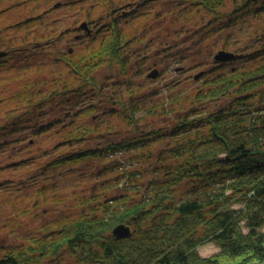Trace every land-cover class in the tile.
<instances>
[{"label": "trees", "instance_id": "trees-1", "mask_svg": "<svg viewBox=\"0 0 264 264\" xmlns=\"http://www.w3.org/2000/svg\"><path fill=\"white\" fill-rule=\"evenodd\" d=\"M39 9L11 23L0 8V108L9 107L0 174L37 169L44 203L67 202L63 177L80 174L92 187L78 183L75 212L1 247L0 264H63L66 255L78 264L264 260V0H70ZM249 26L251 44L237 43ZM164 28L190 38L194 53L219 50L208 69L175 66L198 70L194 91L180 78L146 88L164 74L150 60ZM167 46L158 64L175 58ZM220 52L232 57L217 60ZM14 149L29 156L13 160ZM96 161L104 171H81ZM9 183L0 180V191ZM122 225L132 234L119 239ZM210 243L220 251L202 256Z\"/></svg>", "mask_w": 264, "mask_h": 264}, {"label": "rangeland", "instance_id": "rangeland-1", "mask_svg": "<svg viewBox=\"0 0 264 264\" xmlns=\"http://www.w3.org/2000/svg\"><path fill=\"white\" fill-rule=\"evenodd\" d=\"M59 1H65L69 2L70 0H39L37 3L33 0H2L0 8L7 9L5 13V18H3L4 22H16L21 19H24V17H28L30 15L35 14V11L39 10H47L48 8L54 6L55 3ZM91 4V3H90ZM164 14L170 7V3L168 4L167 1H164L162 3ZM63 12L68 14H76V10H68L63 9ZM40 13V12H37ZM33 17V16H32ZM171 21V16L168 15V23ZM162 22V21H161ZM158 22V25L161 23ZM142 26L138 28V30L141 29ZM174 28H177L178 25L175 24L173 26ZM186 29V28H185ZM163 33H161V37H156V33L153 37L154 44L158 52H152L151 55V61L157 62L156 65L158 68L163 70V77H161L159 80L155 82H150L146 88L147 90L158 88L159 85L164 86L165 84L168 85L169 83H173V79L180 78L182 79V82L184 81V89L186 90H195L197 86H199L200 83H198L199 80H195L192 78V75H195L198 73V70L191 71L192 68L181 71L178 70L175 66H179V64H182V61L184 63H192L193 65L195 63L202 64L201 67H204L208 69L209 67H213L215 64L214 56L218 53L219 50L216 48H212V46H204L200 48L196 53H194L193 48L188 49L186 48V45L189 44V39H186L185 35H179L176 36L174 32L170 30L169 35H165V33L168 34V28L163 29ZM241 32H236V39L237 43L239 44H251L252 36L255 35L254 29L252 26L242 28L240 29ZM247 33H254L253 35L250 34V38H248ZM172 37L174 39H172ZM171 45L175 52V58L172 60H168L167 63H161L158 64L161 61V58L165 55V53L168 55L170 51V47L167 46ZM77 46V44H75ZM243 45V44H242ZM179 48V50H177ZM181 55H184V58L180 61ZM165 58H168L166 56ZM165 58H163L165 60ZM197 61V62H195ZM198 64V65H199ZM236 65V64H235ZM169 66V68H168ZM181 66V65H180ZM175 67V68H174ZM200 67V68H201ZM169 69V70H168ZM107 71H103L101 74H105ZM162 83V84H161ZM20 83H16L15 87L10 88L9 91L12 93L13 91L18 90ZM182 90L179 89L178 92ZM9 107H1L0 108V126L5 123L6 120L2 118V115L5 111H7ZM162 123V122H161ZM24 148H21L23 150ZM37 152V147L34 146L30 149V151ZM14 151V152H13ZM12 151L13 157L18 156L17 161H21L22 159H26L29 154L24 150L22 153L18 154L19 151L17 149H14ZM14 160V159H13ZM11 161V160H7ZM88 167H91L94 169L95 174L104 171L105 167L101 161L96 162H89L87 164H83L80 166L81 171H86ZM33 168V167H31ZM29 168L28 170H23V168H20L18 171H11L7 170L4 171L2 174H0V180L4 179H11V183L8 184L7 190L0 191V248H4L8 245H15L19 244L20 242H23L24 237H27L28 235L35 233L41 229V227L51 220H56L57 217L64 215L69 210L73 209V212H75V203H76V193L75 189L78 188V183L81 184V187H92V182L89 180V178H86L85 181H81L80 174H78V177L75 176H69V177H63L62 183L60 184V189L63 191V195L68 198L67 202L65 203H53V202H47L44 203V196L39 194V190L42 189L41 186H43L42 183H38L35 181L36 175L39 173L37 169L32 170ZM144 172V168H143ZM64 175H67V171L62 172ZM150 173V170H149ZM148 173V175H150ZM32 175H35L32 177ZM112 176L111 173H108L107 176L102 175L100 178V182H105L108 179H110ZM51 177H58L59 178V171L55 172ZM35 178V179H33ZM40 181L44 180V178H40ZM29 184L28 186H25V184ZM49 192V189H47ZM43 191V190H42ZM51 194V193H50ZM117 194H122L120 191H112L111 196H115ZM40 200L42 205L39 207L35 206V203L37 200ZM13 201L14 203L8 204L6 201ZM17 225H19L17 227ZM13 226H16L17 228H14L15 231H13ZM247 231V230H246ZM200 254L204 257L212 256L220 251V248L214 244L210 243L207 245H204L199 248ZM239 260V259H237ZM257 263V262H256ZM63 264H78L73 258H71L69 255H66L63 259Z\"/></svg>", "mask_w": 264, "mask_h": 264}, {"label": "water", "instance_id": "water-1", "mask_svg": "<svg viewBox=\"0 0 264 264\" xmlns=\"http://www.w3.org/2000/svg\"><path fill=\"white\" fill-rule=\"evenodd\" d=\"M84 27H86L85 24H84ZM231 57L232 56H230L224 52H220L219 55L216 56V59L217 60H227V59H230ZM200 76H201V74L197 75L196 79H199ZM131 234H132L131 229L129 227L123 226V225L117 227L114 230V235L119 239L127 238V237L131 236Z\"/></svg>", "mask_w": 264, "mask_h": 264}, {"label": "built area", "instance_id": "built-area-1", "mask_svg": "<svg viewBox=\"0 0 264 264\" xmlns=\"http://www.w3.org/2000/svg\"><path fill=\"white\" fill-rule=\"evenodd\" d=\"M254 264H264V260H262V261H259V262H257V263H254Z\"/></svg>", "mask_w": 264, "mask_h": 264}]
</instances>
